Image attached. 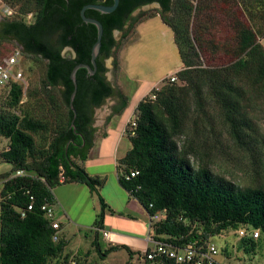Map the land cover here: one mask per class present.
<instances>
[{
  "label": "trees",
  "instance_id": "obj_1",
  "mask_svg": "<svg viewBox=\"0 0 264 264\" xmlns=\"http://www.w3.org/2000/svg\"><path fill=\"white\" fill-rule=\"evenodd\" d=\"M193 1L120 0L111 14L88 10V17L104 25L103 46L97 72H77L74 119L70 106L74 91L71 73L79 64L92 65L91 52L98 33L96 26L83 21L81 10L88 4L112 5L113 0H14L22 3L20 18H5L0 24V40L17 42L23 57L46 61L44 87L59 115L52 127L50 122L37 120L29 113H0V138L9 141L0 158L12 166L10 172L0 176V181L5 180L0 200V264H85L68 251L69 243L61 235L58 242L53 240L56 230L42 210L46 203L56 204L53 190L66 183L85 184L99 196L102 210L95 230H91L94 252L101 259L121 249L129 253L130 259L137 254L127 246L103 249L102 234L97 229H104L108 207L99 194L105 180L90 176L83 163L96 140V129L91 128L94 111L116 94L106 78L105 65L120 48L115 32H126L129 25L144 21L133 17V13L152 3H158L162 11L150 17L159 14L172 29L184 66L176 73V82L169 79L161 88L154 87L135 108L137 127L134 136H127L130 150L118 160L119 181L149 215L165 213L160 221L152 223V236L157 241L166 239L177 247H185L210 242L228 231L237 235L242 229L259 230L260 237L264 234V187L240 189L215 175L207 161L198 167L191 163V156L209 158L206 141L202 139L201 149L199 139L206 132L215 133L217 114L219 137L251 155L258 174L264 171V132L259 124V114L264 112V28L256 26L254 20L257 10L264 20V0L234 1L236 7L241 5L242 16L246 19L248 15V20L236 19L232 28L236 51L229 60L206 58V16L200 9L201 0H197V6ZM168 13L173 16L167 17ZM28 14H32L29 21ZM67 48L75 55H64ZM1 88L8 90V107L19 109L24 96L22 84L13 82ZM128 105L127 99L115 109V114H122ZM193 113L195 128L190 130L187 122ZM200 124L204 127L200 128ZM35 135L44 137L40 147ZM183 136L188 141L180 144L177 139ZM21 170L25 171L23 176H14ZM134 171L139 175L133 178ZM240 239L245 246L254 238ZM251 244V250L246 249L249 253L256 249L255 242ZM149 252L138 253L146 264H176L167 258L148 260Z\"/></svg>",
  "mask_w": 264,
  "mask_h": 264
},
{
  "label": "rangeland",
  "instance_id": "obj_2",
  "mask_svg": "<svg viewBox=\"0 0 264 264\" xmlns=\"http://www.w3.org/2000/svg\"><path fill=\"white\" fill-rule=\"evenodd\" d=\"M234 1L236 0H201L200 9L203 12V16H206L205 21L207 23L206 30L203 34L206 58L229 60V55H232L236 51L232 28H234L236 19L239 22H242L243 19L247 22L248 15H246L245 19L242 16V12L244 14V11L240 7L241 5L236 7ZM193 3L194 6H197L198 1L194 0ZM242 4L247 5V2L242 1ZM21 6L22 3H15L14 0H0V24L4 22L5 18H9L8 20L13 17L20 18ZM6 9L13 11V14L7 16L5 13ZM161 11V6L151 4L138 10L133 17L146 19ZM166 16L170 18L173 14L168 13ZM31 17L32 14H28L26 20L29 21ZM254 20L256 26L260 25L264 28V20L262 19L260 11L257 10ZM245 25L247 26V23ZM136 28L137 25L133 27L129 25L126 27L127 33L115 32V38L120 44V48L115 51L113 57L106 60V66L108 68L106 78L114 87L116 94L113 98L107 99L101 107L94 111V123L101 124L103 127H101L100 131L96 130L95 139L98 136L99 138H97L98 146L93 157L99 158L98 155H101L103 160L101 165L102 169L107 172H111V170L112 172L115 171V149L121 133L117 125L123 113L115 114V109L122 107L127 99L129 108L133 109L138 98L142 99L147 96L154 87L161 88L164 84H167L170 75L176 73L183 66L177 45L174 41V33L162 20L154 19L144 24L137 33ZM18 45L14 41L3 42L0 40V65L10 56L18 52L20 53L17 69L21 70L24 74L25 81L22 84L24 96L21 107L17 110H12L8 107V90L0 88V113L16 114L19 116L23 112L29 113L31 117L37 120L48 121L52 124V127H55L59 111L55 109L44 87L47 63L41 59L37 60L23 57L21 55V48ZM64 55L73 56L74 52L72 50H65ZM203 62L207 61L204 59ZM51 91L52 94L55 93L52 89ZM57 102L60 104L58 99ZM62 111L64 112V108H62ZM209 114L211 116L215 115L213 112H209ZM195 118L196 115L194 113L192 116L190 114L188 118L187 127L190 130L195 128ZM259 118V124L262 126L264 132V112L259 114ZM214 121L215 133L208 132L207 134L206 132V136L199 139L201 149L202 139L206 141L205 151L209 153V158L203 160L202 158L191 156V163L195 167H198L207 161L208 166L215 175L226 178L240 189L264 187V171L262 174H258V167L255 165L251 155L237 150L226 139L220 138L218 133L221 128L217 114L214 116ZM199 126L203 128L204 124H200ZM107 129L108 137L105 139L102 135ZM2 139L6 145L1 146L0 143V153L6 150L9 145L8 140ZM187 139V137L183 136L181 139H177V141L181 144L183 141H188ZM35 140L38 147L44 143L43 135H35ZM124 146V152L131 147L128 139L124 140ZM109 157L111 163L107 160ZM76 161L79 162L78 159ZM96 168L97 165L91 166L89 169L93 171ZM11 169V165L3 162L0 158V174L3 175L2 173L7 170L10 172ZM82 237V240H69L68 250L74 251L81 247L86 251L90 239L86 237L85 232H83ZM211 241L219 248L220 254L216 257V260L220 264H264V234H261L259 239L250 240L251 242H255L256 245V249L251 253L247 251L251 250V242H247L244 246L235 231L224 232L212 238ZM101 242L105 248V242L102 239ZM92 259L99 264H127L132 260L126 251L113 254L105 259H101L94 252ZM130 262L131 264H146L139 257H136Z\"/></svg>",
  "mask_w": 264,
  "mask_h": 264
},
{
  "label": "crops",
  "instance_id": "obj_3",
  "mask_svg": "<svg viewBox=\"0 0 264 264\" xmlns=\"http://www.w3.org/2000/svg\"><path fill=\"white\" fill-rule=\"evenodd\" d=\"M152 4H157L160 6L158 3ZM149 5H145L141 8ZM138 10H136L133 15ZM154 19L162 20L159 14L155 17L147 18L137 24L136 33L144 24ZM261 43L264 46V38L261 40ZM183 66L180 70L183 69ZM178 71H176V73ZM140 101L141 98H138L133 109L129 108L128 106L124 110L120 122L117 125L121 133L115 149V171H103L101 166L103 163L101 155H98L99 158L93 157V154L98 146L97 138H99V136L96 137L94 147L91 149L88 159L83 163L84 168L90 176L105 180V183L99 189V194L105 200V203L108 206L105 210L103 230L110 232L111 235L110 240H105L103 236L101 237V239L105 242V248L102 245L103 249L106 250L111 246H127L133 252L137 253L133 259L139 257L138 253L144 254L147 250L154 249V245L148 239L152 235L150 215L143 205L121 185L118 173V160L124 158L127 152L130 150L129 148L126 150V152H124V140L128 139L124 136V130L128 122L131 120L132 114L134 113V110ZM101 127H103L101 124L95 123L94 128L96 130L100 131ZM102 136L107 139L108 129ZM3 141L4 140L0 138L1 146L6 145V143ZM107 160L109 163H111L110 157ZM90 165H97V168L93 171H90ZM8 172L9 170L2 174L4 175ZM3 175L0 174V176ZM53 193L56 199V213L62 227L61 237L66 239L68 242L69 240L73 239L82 240L83 232H85L86 237L90 239L88 249L86 251L81 247L77 250L75 249L74 251H68L73 254V257L78 255V257L85 264H99L97 261L92 259L94 253L92 242L94 237L93 233L91 232V230H95V223L102 210L99 196L93 193L87 185L81 183L61 184L53 190ZM122 251L126 250L121 249L119 251L113 252L109 254V257ZM141 259L144 260L143 258Z\"/></svg>",
  "mask_w": 264,
  "mask_h": 264
},
{
  "label": "built area",
  "instance_id": "obj_4",
  "mask_svg": "<svg viewBox=\"0 0 264 264\" xmlns=\"http://www.w3.org/2000/svg\"><path fill=\"white\" fill-rule=\"evenodd\" d=\"M5 13L7 16H10L13 14V11H11L10 9H6ZM19 56L20 53L18 52L4 60L3 64L0 65V88L10 85L13 82H18L21 84L24 83V74L21 70L17 69L19 65ZM169 79L171 82H176L178 80V77L176 74H173L170 75ZM136 127L137 123L132 116L131 120L128 122L124 130V136H134ZM24 174L25 171L21 170L17 171L14 176H23ZM138 175V171H134L131 173V177L133 178ZM127 178L129 179L130 177ZM63 179L64 177H62V180ZM4 182L5 180L0 181V200L2 193L1 185ZM29 209L31 210L32 206H30ZM42 210L45 212L46 217L52 222V226L56 230V234L54 235L53 240L55 242H58L60 239L62 227L61 222L59 221L56 213L55 205L46 203L42 206ZM164 214V212H160L153 216L150 215L151 230L152 223L160 221ZM97 230L101 232L105 240H110V232L105 231L103 229ZM238 235L240 238L253 237L254 239H259L260 231H247L245 229H242L238 232ZM148 239L154 245V249H151L150 252L147 254L148 260L167 258L174 261V263L176 264H220L216 260V257L220 254L219 248L212 241L206 242L204 244L194 243L185 247H177L166 239L157 241L153 238L152 235ZM72 264H75V262H72Z\"/></svg>",
  "mask_w": 264,
  "mask_h": 264
},
{
  "label": "water",
  "instance_id": "obj_5",
  "mask_svg": "<svg viewBox=\"0 0 264 264\" xmlns=\"http://www.w3.org/2000/svg\"><path fill=\"white\" fill-rule=\"evenodd\" d=\"M119 4H120V0H113L112 5L88 4V5H85L81 10V17H82L83 21L87 24H92V25L96 26L98 33H97V40H96V42L92 48V52H91V64L92 65L86 64V63L79 64V65L75 66V68L72 70V73H71V80H72L73 85H74V91L71 95L70 106H71V109L74 113V119L77 117V110L74 106V101H75L77 91H78L77 72L80 69H86L90 75H94L98 69L97 59L101 53V49L103 46L102 39H103V35H104V25L98 19L88 17L86 15V12L88 10H95V11L100 12L101 14L107 15V14H111V13L115 12L117 10ZM66 50H72V49L67 48ZM74 55H75V52H74ZM72 125L75 126V120H73Z\"/></svg>",
  "mask_w": 264,
  "mask_h": 264
},
{
  "label": "flooded vegetation",
  "instance_id": "obj_6",
  "mask_svg": "<svg viewBox=\"0 0 264 264\" xmlns=\"http://www.w3.org/2000/svg\"><path fill=\"white\" fill-rule=\"evenodd\" d=\"M105 65H106V61H105ZM107 67V66H106ZM111 98H113V97H111ZM108 99H110V98H108ZM96 110V109H95ZM95 115V114H94ZM94 122H95V116H94ZM94 126H95V123H93V125H92V127L91 128H94ZM95 129V128H94Z\"/></svg>",
  "mask_w": 264,
  "mask_h": 264
}]
</instances>
